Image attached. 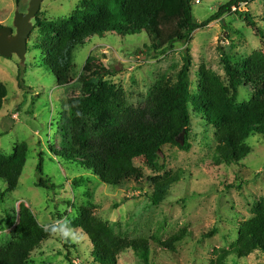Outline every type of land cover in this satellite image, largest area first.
Returning <instances> with one entry per match:
<instances>
[{
	"label": "rangeland",
	"instance_id": "rangeland-1",
	"mask_svg": "<svg viewBox=\"0 0 264 264\" xmlns=\"http://www.w3.org/2000/svg\"><path fill=\"white\" fill-rule=\"evenodd\" d=\"M80 1L46 0L41 17L48 21L69 17ZM229 1L194 2L195 21L204 22ZM29 2L0 0V26L14 28L16 12L27 13ZM236 10L241 14L228 13L206 28L195 29L190 42H177L166 53L161 52L168 45L151 40L145 32L89 39L72 52L69 76L73 82L63 87L44 66L42 50L35 48L42 36L33 20L25 63L21 64L16 55L0 56V82L8 89L0 111V153L11 156L20 144L28 147L18 189L7 193L0 204V247L14 237L23 203L45 229L52 231L50 238L31 254L29 264H97L88 236L70 227L82 207L91 208L117 234L149 239L150 264H211L219 250H232L240 225L252 217L255 202L264 197V133H252L246 142L250 153L236 164H226L218 159L214 128L191 107L192 149L185 152L174 146L165 147L160 156L165 161L161 172L148 167L144 158L135 159L143 179L120 187L102 183L92 171L67 160L63 151L67 150L72 134L70 102L84 95L81 74L89 57L107 74L104 80L114 84L132 106H143L163 77L176 80L186 48L193 56L189 76L192 92L197 90L198 71L203 63L228 84L220 48L237 58L264 51V0ZM246 12L254 17L262 32L260 36L247 25ZM155 45L158 47L154 48ZM251 94L250 86H242L238 102L245 103ZM41 160L43 177L55 187L52 190L37 186V166ZM177 172L180 178L170 186L161 203L154 204L155 188L148 180ZM6 189L7 184L0 179V191ZM184 228L189 229L190 235L173 251L155 241L168 240ZM214 229L216 232L207 236ZM227 263L264 264V253L231 255ZM118 264L145 263L133 250H127L118 257Z\"/></svg>",
	"mask_w": 264,
	"mask_h": 264
},
{
	"label": "trees",
	"instance_id": "trees-1",
	"mask_svg": "<svg viewBox=\"0 0 264 264\" xmlns=\"http://www.w3.org/2000/svg\"><path fill=\"white\" fill-rule=\"evenodd\" d=\"M15 1L20 4V0ZM196 1L202 0H81L69 17L57 21L42 19L39 12L35 27L42 38L35 48L42 50L44 66L63 87L73 82L69 76L72 52L89 39L105 38L108 34L125 36L145 32L151 40L168 45L161 52L166 53L177 42H190L195 29L206 28L228 13L239 15L241 12L234 11V8L255 0H230L200 24L193 16ZM245 19L260 36L262 32L256 27L254 17L246 12ZM219 50L228 84L203 63L198 71L197 90L192 92L189 76L193 56L186 48L176 80L160 79L143 106L130 105L114 84L104 80L107 74L96 60L89 57L81 74L84 95L70 102L72 134L67 150L63 151L64 157L78 162L102 183L113 187L131 180L140 182L143 174L135 166V159L144 158L148 167L161 172L165 169V161L160 156L165 147L174 146L185 152L192 149L190 108L194 107L215 130L218 159L229 165L240 162L250 153L246 142L251 134L264 133V51L237 58L223 48ZM242 86L252 88L251 97L245 103L238 102ZM7 96V86L0 82V111ZM183 132L185 141L178 142L177 138ZM27 154L25 143L17 146L11 156L0 153V179L7 184L6 191H0V204L4 203L7 193L18 189ZM37 173L38 187L55 188L43 177L42 160ZM179 178L177 172L148 180L155 188L154 204L161 203L170 186ZM252 214L237 230L232 250H219L211 264H228L231 255L248 257L255 251L264 253V197L255 202ZM70 227L80 229L88 236L97 264H118V257L127 250H133L145 264H150L149 239L117 234L89 207L80 208L79 217L70 223ZM215 232L214 229L207 236ZM51 234L52 231L38 222L28 206L20 204L14 237L0 247V264H29L31 254ZM189 235V229L184 228L168 240L158 241L156 238L155 241L173 251Z\"/></svg>",
	"mask_w": 264,
	"mask_h": 264
},
{
	"label": "water",
	"instance_id": "water-1",
	"mask_svg": "<svg viewBox=\"0 0 264 264\" xmlns=\"http://www.w3.org/2000/svg\"><path fill=\"white\" fill-rule=\"evenodd\" d=\"M44 1L46 0H30L27 13L17 11L14 28L0 26V56L12 58L16 55L21 64L25 63L28 40L34 30L33 20L40 12ZM177 141L182 143L185 141V132L177 138Z\"/></svg>",
	"mask_w": 264,
	"mask_h": 264
},
{
	"label": "built area",
	"instance_id": "built-area-1",
	"mask_svg": "<svg viewBox=\"0 0 264 264\" xmlns=\"http://www.w3.org/2000/svg\"><path fill=\"white\" fill-rule=\"evenodd\" d=\"M197 2H199V1H197ZM244 4H241V6H243ZM235 9V8H234Z\"/></svg>",
	"mask_w": 264,
	"mask_h": 264
}]
</instances>
